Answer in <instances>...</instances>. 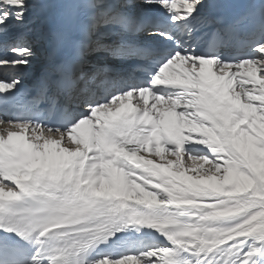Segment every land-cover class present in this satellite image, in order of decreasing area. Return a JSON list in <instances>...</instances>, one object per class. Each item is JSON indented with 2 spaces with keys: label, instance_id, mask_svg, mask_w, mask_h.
Segmentation results:
<instances>
[{
  "label": "snow or ice",
  "instance_id": "1",
  "mask_svg": "<svg viewBox=\"0 0 264 264\" xmlns=\"http://www.w3.org/2000/svg\"><path fill=\"white\" fill-rule=\"evenodd\" d=\"M182 3L0 0V264H264V0ZM33 32L63 54L22 104L35 51L9 40ZM181 66L190 86L165 75ZM136 96L142 115L80 146L82 125ZM149 146L210 168L178 180L137 158Z\"/></svg>",
  "mask_w": 264,
  "mask_h": 264
},
{
  "label": "bare ground",
  "instance_id": "2",
  "mask_svg": "<svg viewBox=\"0 0 264 264\" xmlns=\"http://www.w3.org/2000/svg\"><path fill=\"white\" fill-rule=\"evenodd\" d=\"M34 1L35 0H32V2H34ZM176 11L183 13L184 9H183L182 0H178V8L176 9ZM33 15L35 16V10L33 12ZM35 26L36 25H33L32 27L35 28ZM40 68H41V64L39 62H37V63H31V66L24 72L23 76L25 78H28L32 73L39 71ZM176 70H177V73H179L182 77H185L186 79H191L190 75H187L186 69H183L181 67H178V68H176ZM233 71H234V69H233ZM243 71L244 70H242V72ZM229 76H231V73H229ZM245 78H247V77H245ZM234 87H235V85H234ZM177 108H179V107H177ZM98 113H99V111L93 116V118H92L91 121H89L88 123L82 125L81 127H86L87 129H93L94 120L97 117ZM53 146L54 145H49V147L47 149V152L48 153L52 154L53 152H55V150L53 149ZM181 154L183 155V153H181ZM183 159L185 161H187L189 165L192 164V165H196L197 166V165L200 164V162L188 161L187 158L184 155H183ZM43 160H44V158H43ZM199 167L197 166V170H198ZM200 169H202V168H200ZM206 170H208V169H205V171ZM194 174H196V171L195 170H193L191 167H189V168L186 167L184 169H181L179 171L178 175L175 178L178 179V180H185V178H187L186 182H190L193 178H195L194 177ZM218 175H222V173L221 174H218ZM120 179H121L120 174L113 171L112 174H111V176L104 181V187L106 189H108V190H111L109 188V184L110 183H113L114 184V183L118 182Z\"/></svg>",
  "mask_w": 264,
  "mask_h": 264
},
{
  "label": "rangeland",
  "instance_id": "3",
  "mask_svg": "<svg viewBox=\"0 0 264 264\" xmlns=\"http://www.w3.org/2000/svg\"><path fill=\"white\" fill-rule=\"evenodd\" d=\"M113 2H114V0H113ZM37 58H33V60H32V62L31 63H37V62H34L35 60H36ZM166 157L167 158H171V156H169V155H166ZM181 161V160H180ZM187 161H182L181 163L183 164L182 166H186V167H191V168H193V169H195L196 170V174H194V177H196V176H198V175H200V176H202L203 175V173H204V171H205V169H209L210 168V164H205L204 166H203V168L202 169H200V164H202V162H200V164L199 165H197L199 168H198V170H197V166L196 165H192V164H188V162L186 163ZM194 166V167H193ZM181 167V166H180ZM205 168V169H204ZM204 169V170H203Z\"/></svg>",
  "mask_w": 264,
  "mask_h": 264
}]
</instances>
